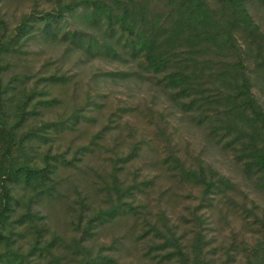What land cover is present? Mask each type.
<instances>
[{
    "label": "rangeland",
    "instance_id": "374dc122",
    "mask_svg": "<svg viewBox=\"0 0 264 264\" xmlns=\"http://www.w3.org/2000/svg\"><path fill=\"white\" fill-rule=\"evenodd\" d=\"M129 1L140 13V26L156 22L160 30L169 28L174 18L169 0ZM205 1L218 10V0ZM55 5L56 0H1L0 15L6 23V34H14L25 17L48 12ZM246 8L258 28L257 36L264 43V0H246ZM37 24L40 32L42 25ZM82 26L74 20L63 25L64 31ZM85 32L93 34L89 29ZM239 47L254 97L264 109V66L256 65L261 62L258 45H251L248 56L244 54L243 40H239ZM176 48L186 61V69L192 71L189 48L185 45ZM194 57L198 64L196 71L205 72L199 85L206 94L215 95L216 89L204 65L211 66L213 74L219 65L226 68L235 58H217L212 53ZM5 62L10 66L5 79L16 76L23 83L18 99L35 92L34 102L37 99L50 102L47 107L37 106L40 115L29 121L20 134L30 127L42 130L44 124L59 128V122L73 123L78 115L74 131L67 130L59 140V132L51 130L48 144L36 148L37 153L53 158L60 149L69 161L73 157L79 159L73 161L74 167L61 169L60 173L58 170L53 177L56 188L53 197L33 204L34 211L44 218L48 237L62 236L69 246L72 237L80 238L82 232L73 224H77L79 215L92 216V212L81 213L76 191L87 197L92 206L101 202V207H105L110 199L101 187L105 179L115 176L124 188L130 189L123 201L134 199L140 218L138 222L122 218L97 230L91 243L93 250L99 249L103 256L113 259V264H169L157 263L152 253H148L152 241L137 238L140 230L145 229L144 223H155L157 215L163 216L166 225L184 239L191 240L200 233L205 245L203 259L209 264H256L264 256V189L259 179L249 175L245 168L243 143L232 142L221 128L214 130V126L221 124L209 109L208 115L198 120L199 111L183 109L181 104L188 101L180 99L176 103L174 93L158 78L146 75L138 62L128 57L88 55L84 48L65 41L63 33L54 38L38 33L8 55ZM171 65L173 69L184 67L176 61ZM51 75L68 76L69 82L59 84V79L49 82ZM41 91L45 95L40 96ZM168 158H178L184 170H197L199 166L212 170L217 176L211 178L214 181L211 192L204 194L202 184L182 177V169L169 170L164 163ZM125 160L128 162L124 163ZM218 178H224L228 187H221ZM84 222L85 219L79 225ZM30 243L26 239L20 245L26 251ZM66 248L62 246L56 254L64 261L72 260V249Z\"/></svg>",
    "mask_w": 264,
    "mask_h": 264
},
{
    "label": "trees",
    "instance_id": "16d2710c",
    "mask_svg": "<svg viewBox=\"0 0 264 264\" xmlns=\"http://www.w3.org/2000/svg\"><path fill=\"white\" fill-rule=\"evenodd\" d=\"M169 2L174 18L171 17L169 28L164 30H160L156 22L140 26V13L129 0H56L53 9L25 17L10 35L6 34V23L0 15V264H113V259L103 256L99 249L93 250L91 243L97 230L122 218H134L137 222L140 218L137 206L133 205L135 200L123 201V196L129 194L130 189L124 188L122 182L113 176L105 179L104 187H101L110 199L105 207H101V202L92 206L87 197L76 191V203L81 213L92 212V216L79 215L77 224H73L82 232L80 238L72 237L69 246L62 236L48 237L44 218L34 211L33 204L42 198L53 197L56 194L53 177L58 170L60 173L61 169L74 167L73 161L79 159L73 157L69 161L60 149L59 155L53 158L37 153L36 148L39 144H48V132L51 130L56 134L59 132V140L67 130L74 131L78 115L73 123L70 120L59 122V128L54 124H44L42 130L30 127L20 134L29 121L40 115L37 106L47 107L50 102L43 99L34 102L35 92L18 99L23 83L16 76L5 79L10 67L5 58L38 33L49 38L63 33L65 41L84 48L88 55L131 58L139 63L146 75L158 78L159 83L171 90L176 103L180 99L187 100L181 104L183 109L199 111L198 120L209 112L218 117L221 126H214V130L221 128L232 142L243 143L245 168L249 175L259 179L264 189V109L252 92L239 40L245 43V56L249 55L251 45H258L261 62H256L257 66H264V43L257 36L258 28L248 13L246 0H218L217 11L205 0ZM70 20L80 22L82 28L64 31L63 25ZM37 23L42 25L40 32L37 31ZM86 29L92 30L93 34L87 35ZM180 45L189 48L188 54L193 60L195 54L202 53H212L217 58H235L226 68L219 65L213 74L211 66L204 65L210 73V83L216 89L215 95L206 94L199 85L205 72L196 71L198 64L195 60L193 63L191 56L192 71L186 69V61L176 48ZM174 61L184 67L173 69L171 63ZM212 64L217 65L218 62ZM57 79L59 84L69 82L65 75H59V78L51 75L48 81ZM208 91L211 92L210 88ZM41 94L45 95V92L41 91ZM207 109L210 111L206 112ZM127 162L125 160L124 163ZM164 163L169 170L173 167L182 169L178 158H168ZM180 172L182 177L202 184L204 194L211 192L214 187L211 178L217 176L203 166ZM217 180L221 187H228L224 178ZM83 219L85 222L80 226ZM144 226L137 238L152 241L148 253H152L157 263L209 264L203 259L205 245L200 233L197 232L191 240L184 239L166 225L161 215H157L155 223H144ZM26 239L31 243L24 251L20 243ZM62 246L72 249V260L64 261L57 256L56 252ZM94 246L96 248L95 242ZM255 263L264 264V256Z\"/></svg>",
    "mask_w": 264,
    "mask_h": 264
}]
</instances>
